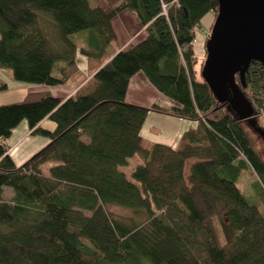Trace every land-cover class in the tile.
I'll return each mask as SVG.
<instances>
[{
    "label": "trees",
    "instance_id": "1",
    "mask_svg": "<svg viewBox=\"0 0 264 264\" xmlns=\"http://www.w3.org/2000/svg\"><path fill=\"white\" fill-rule=\"evenodd\" d=\"M124 11L145 36L115 51L111 23ZM217 12L216 0H0V70L43 89L0 105V264H264V216L237 186L248 168L264 199L250 131L264 137V68L251 62L245 86L226 76L232 103L215 92L194 40ZM139 72L171 105L126 100ZM60 86L75 90L50 93ZM240 100L246 116L234 109ZM151 112L195 125L177 146L146 143ZM25 121L48 143L18 166L8 140ZM135 157L128 177L122 167Z\"/></svg>",
    "mask_w": 264,
    "mask_h": 264
},
{
    "label": "rangeland",
    "instance_id": "2",
    "mask_svg": "<svg viewBox=\"0 0 264 264\" xmlns=\"http://www.w3.org/2000/svg\"><path fill=\"white\" fill-rule=\"evenodd\" d=\"M92 2V0H90ZM214 23V16L212 13L207 14L200 22V27L197 29L196 34H195V40H194V52L197 57L198 63L197 67L199 66L200 62L202 60L206 59L207 56V37H209L212 29V25ZM142 35L145 36V31L143 29ZM139 36H141V32L136 33L133 35L132 39L128 40L127 43L137 41ZM115 48V46H113ZM124 47V46H123ZM86 63V60L84 57H82L79 53L77 54V63L80 66L81 70L85 74H87L88 71V66L86 64L85 67L83 61ZM90 75V74H89ZM0 76L8 83V88L2 92H0V102L4 100L3 103L1 104H6V103H12V102H18L24 98V96L29 93V89L31 87H34L35 89L33 91H41L43 89H40L42 86H37L34 84L30 83H25V82H18L12 79L10 71H2L0 70ZM65 87V86H64ZM39 88V89H36ZM72 88V87H69ZM74 89V88H73ZM75 90V89H74ZM74 92V91H73ZM51 93V92H50ZM52 94V93H51ZM53 95V94H52ZM55 96V95H54ZM241 101V100H240ZM242 107V101L234 104V109L238 113L242 114L239 109ZM152 115L150 118L148 117L147 121L153 122L151 126L149 124H145L144 128L142 130L143 136L145 138L146 143L150 142H162V143H167L173 146L178 145V141L180 140V134L181 132L185 131L180 129L181 122H187L186 120H176L178 122H173L172 123H167L163 124L161 119L162 116ZM170 121H173V118H169ZM175 119V118H174ZM262 124H264L263 119L261 120ZM260 122V123H261ZM157 124V125H156ZM22 125H24L27 128L28 131V125L27 122H23ZM159 126V128L157 127ZM43 127L49 130H52L54 128V124L50 120H45ZM152 128H158L162 130V133L159 132H154ZM250 131L252 133V136L257 139L258 141V147L261 152V154L264 156V137L260 136L258 132H255L252 130L250 127ZM15 135V134H14ZM17 138V134L15 136H12V138L9 140L10 144L14 143V140ZM26 139V140H25ZM177 142V143H176ZM48 143V140L43 137L39 136H30L28 135L27 137H24L23 139L19 140V144H17L13 152L11 153V157L16 165H21L23 162H25L30 156H32L35 152L40 150L43 146H45ZM11 147V145H10ZM10 150V151H11ZM128 165L126 167H122V170H124L129 177L130 171L132 168H134L138 163V159L131 158L128 161ZM52 166V163L49 161L45 163L42 166V170L44 173L48 172V168ZM187 167L185 169V175L187 174ZM256 178L253 174V172L250 169H243L240 173V176L237 180V186L240 189L241 193L243 196L252 204H255L261 214L264 216V199L258 194L257 188H256ZM10 190L5 189L4 195L6 197H10L11 194H9ZM9 194V195H8ZM109 210L112 212V214L115 217H129L132 216V213L130 210L123 209L120 207H108Z\"/></svg>",
    "mask_w": 264,
    "mask_h": 264
},
{
    "label": "water",
    "instance_id": "3",
    "mask_svg": "<svg viewBox=\"0 0 264 264\" xmlns=\"http://www.w3.org/2000/svg\"><path fill=\"white\" fill-rule=\"evenodd\" d=\"M218 12L207 40L205 66L210 69L216 93L225 89L228 103L232 92L226 76L237 72L241 84L251 62L264 68V0H216ZM239 111L248 115L246 104Z\"/></svg>",
    "mask_w": 264,
    "mask_h": 264
},
{
    "label": "crops",
    "instance_id": "4",
    "mask_svg": "<svg viewBox=\"0 0 264 264\" xmlns=\"http://www.w3.org/2000/svg\"><path fill=\"white\" fill-rule=\"evenodd\" d=\"M106 2H108L111 5H116L118 4L119 0H105ZM112 28L114 31V35H115V51H118L119 49H121L123 46L126 45V42H128V40L132 39L133 35H135L138 32H141V36H139L138 40H141L142 38H144V35H142L143 32V28L140 26L138 20L136 19V17H134L132 14L128 13V12H121L120 14H118L113 20H112ZM133 42H136L133 41ZM83 61V59H81ZM84 66H86L85 62L83 61ZM90 74V71H88L87 75ZM29 92H34L33 90L35 89L34 87L28 88ZM39 89V88H36ZM41 89V88H40ZM49 91L58 97H62V98H67L68 96H70L74 89L73 88H69V87H64V86H60V87H53V88H49ZM126 100L129 103L132 104H137V105H141V106H149L151 105L153 102H160V103H164V104H169L171 105V102L166 99L165 97H163L161 94H159L147 81L145 75L141 72L135 74L129 82V86L127 89V94H126ZM4 100H2L3 103ZM158 116L156 113H149L143 123L142 129H141V135L143 136V128L145 124H149L151 126V124H153V122H148L147 119L148 117L150 118L152 115L154 116ZM159 116H162L161 121L163 124L167 123H172L173 122H178L176 120H180L177 118H173V121H170L168 116L165 115H161L159 114ZM149 120V119H148ZM182 120V119H181ZM189 122V121H187ZM44 124V122H43ZM157 125V124H156ZM195 124L193 122H181L180 125V129L182 130H187L190 127H193ZM152 127V126H151ZM159 128V126H157ZM158 128H152L154 132H159L162 133L161 129ZM182 133V132H181ZM17 134V138L14 140L13 144H10V139L12 138V136H15ZM29 135V131H27V128L22 125V123L13 130L11 137L8 140V144L9 146L11 145V149H15L17 146V144H19V140L23 139L24 137H27ZM181 135V134H180ZM144 138V136H143ZM145 139V138H144ZM26 140V139H25ZM155 142V141H154ZM177 143V142H176ZM13 152V150L10 151V154Z\"/></svg>",
    "mask_w": 264,
    "mask_h": 264
}]
</instances>
